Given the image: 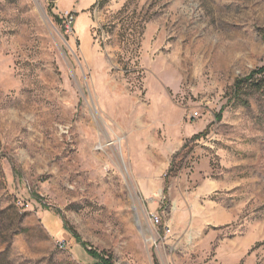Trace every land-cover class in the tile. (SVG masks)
Masks as SVG:
<instances>
[{
  "label": "rangeland",
  "instance_id": "obj_1",
  "mask_svg": "<svg viewBox=\"0 0 264 264\" xmlns=\"http://www.w3.org/2000/svg\"><path fill=\"white\" fill-rule=\"evenodd\" d=\"M262 69L264 0H0V264H264Z\"/></svg>",
  "mask_w": 264,
  "mask_h": 264
},
{
  "label": "crops",
  "instance_id": "obj_2",
  "mask_svg": "<svg viewBox=\"0 0 264 264\" xmlns=\"http://www.w3.org/2000/svg\"><path fill=\"white\" fill-rule=\"evenodd\" d=\"M200 127H198L197 129L192 130L189 133H186L185 135H181L180 138H178V143H177V148H181L183 146V142H184V138L186 137H191L193 138L194 135L196 136L199 131H200ZM181 134V133H180ZM193 136V137H192ZM155 142V141H153ZM133 147L135 148H146V141L144 140V137H134L133 138ZM137 153V151H136ZM152 155L149 157H146V161L149 163L146 164H142V162L140 163L138 161V157L136 158V161L133 162V160H131V165H132V169L135 171V176L137 178V183L140 187V191L142 193V195H144L146 197V200L148 201L149 204L154 205L157 204V202L159 203V201H155V200H150V196L152 193H154L155 191L158 190H162L163 193H170L172 187H179L180 189L183 187H187L186 182L184 181L183 178H181L179 175L177 178H174L173 181H171L170 183L168 182V184L166 185L165 180H162V174L164 171H166L167 169H169L170 165H171V158L168 159V162L165 163V165L162 166H158L159 164H155L152 161L153 155L154 153H151ZM130 158L133 156L132 151L130 150ZM138 156V155H137ZM160 157V155H158ZM145 166V167H144ZM209 172V159L208 157H203L201 159L200 164L198 165V167L196 168L195 172L193 173V177L195 176L196 179L198 180H207V175H205L204 173H208ZM204 180V181H205ZM166 185V188L163 186ZM176 189V188H175ZM166 200V197H165ZM165 200L163 203L159 204L158 209H154L151 212V215L155 212H164L163 207L165 204ZM76 245H78V243L75 241ZM87 253V252H86ZM88 254V253H87ZM89 255V254H88ZM90 256V255H89ZM91 258H93L92 256H90Z\"/></svg>",
  "mask_w": 264,
  "mask_h": 264
},
{
  "label": "built area",
  "instance_id": "obj_3",
  "mask_svg": "<svg viewBox=\"0 0 264 264\" xmlns=\"http://www.w3.org/2000/svg\"><path fill=\"white\" fill-rule=\"evenodd\" d=\"M61 16H62L63 26H64L65 30L69 33L74 32V26L76 23L75 12L74 11L64 12V13H62ZM199 116H201V113L199 110L195 109V110L190 111V114H189L190 118H198ZM157 198H159V199H157ZM162 198H163V191L158 190V191H155L153 193V195L150 197V200L155 199V200L159 201V203H161ZM151 216H152V222L154 225L160 226L163 224L161 212H155ZM166 227H167V232H169L170 231L169 227L168 226H166Z\"/></svg>",
  "mask_w": 264,
  "mask_h": 264
},
{
  "label": "trees",
  "instance_id": "obj_4",
  "mask_svg": "<svg viewBox=\"0 0 264 264\" xmlns=\"http://www.w3.org/2000/svg\"><path fill=\"white\" fill-rule=\"evenodd\" d=\"M262 71H264V69H262ZM64 228L72 235L73 238H75L76 242L80 244L90 256L96 259L95 264H115V262L113 261V256L110 252H99L96 249L89 248V244L86 241L82 240V237L79 235L76 228L69 225L66 220L64 222Z\"/></svg>",
  "mask_w": 264,
  "mask_h": 264
}]
</instances>
